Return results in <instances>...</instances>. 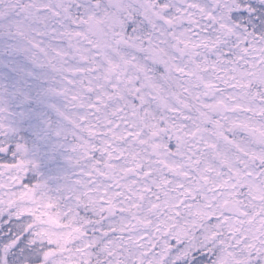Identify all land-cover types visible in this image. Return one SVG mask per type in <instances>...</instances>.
Segmentation results:
<instances>
[{"label":"snow or ice","instance_id":"snow-or-ice-1","mask_svg":"<svg viewBox=\"0 0 264 264\" xmlns=\"http://www.w3.org/2000/svg\"><path fill=\"white\" fill-rule=\"evenodd\" d=\"M0 264H264V0H0Z\"/></svg>","mask_w":264,"mask_h":264},{"label":"rangeland","instance_id":"rangeland-1","mask_svg":"<svg viewBox=\"0 0 264 264\" xmlns=\"http://www.w3.org/2000/svg\"><path fill=\"white\" fill-rule=\"evenodd\" d=\"M0 162H2V161H0Z\"/></svg>","mask_w":264,"mask_h":264}]
</instances>
